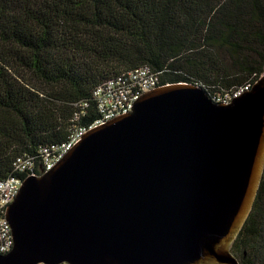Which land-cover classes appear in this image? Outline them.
<instances>
[{
    "label": "water",
    "instance_id": "1",
    "mask_svg": "<svg viewBox=\"0 0 264 264\" xmlns=\"http://www.w3.org/2000/svg\"><path fill=\"white\" fill-rule=\"evenodd\" d=\"M263 170L264 72L227 104L158 86L25 178L0 264H239Z\"/></svg>",
    "mask_w": 264,
    "mask_h": 264
},
{
    "label": "trees",
    "instance_id": "2",
    "mask_svg": "<svg viewBox=\"0 0 264 264\" xmlns=\"http://www.w3.org/2000/svg\"><path fill=\"white\" fill-rule=\"evenodd\" d=\"M139 66L210 96L258 80L264 0H0V180L64 141L77 103L92 122L94 88ZM230 251L264 264V170Z\"/></svg>",
    "mask_w": 264,
    "mask_h": 264
},
{
    "label": "built area",
    "instance_id": "3",
    "mask_svg": "<svg viewBox=\"0 0 264 264\" xmlns=\"http://www.w3.org/2000/svg\"><path fill=\"white\" fill-rule=\"evenodd\" d=\"M159 81L158 73L153 72L148 66L126 70L102 81L92 92L97 114L92 122L79 123L80 117L86 115L89 106L87 102L81 101L76 104L78 109L72 115V125L64 141L40 147L39 158L24 154L13 161V174L0 180V254L9 252L13 247L10 225L6 221L5 212L25 178L40 176L50 170L81 139L86 131L119 115L129 113L133 102L138 97L144 92L161 86ZM254 83L255 81L249 80L242 86L209 96L215 103L227 104L243 92L249 91Z\"/></svg>",
    "mask_w": 264,
    "mask_h": 264
},
{
    "label": "rangeland",
    "instance_id": "4",
    "mask_svg": "<svg viewBox=\"0 0 264 264\" xmlns=\"http://www.w3.org/2000/svg\"><path fill=\"white\" fill-rule=\"evenodd\" d=\"M256 81H257V80H256ZM256 81H255V82H256ZM253 85H254V84H253Z\"/></svg>",
    "mask_w": 264,
    "mask_h": 264
}]
</instances>
